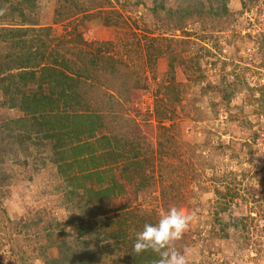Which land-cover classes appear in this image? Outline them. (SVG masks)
Segmentation results:
<instances>
[{
  "label": "rangeland",
  "instance_id": "1",
  "mask_svg": "<svg viewBox=\"0 0 264 264\" xmlns=\"http://www.w3.org/2000/svg\"><path fill=\"white\" fill-rule=\"evenodd\" d=\"M9 2L0 29L31 28L67 77L29 84L48 98L38 120L0 91V127L35 126L24 152L2 128L0 264L60 247L71 264H157L132 244L172 206L193 216L175 242L188 264H264V0ZM54 122L69 128L49 139Z\"/></svg>",
  "mask_w": 264,
  "mask_h": 264
},
{
  "label": "trees",
  "instance_id": "2",
  "mask_svg": "<svg viewBox=\"0 0 264 264\" xmlns=\"http://www.w3.org/2000/svg\"><path fill=\"white\" fill-rule=\"evenodd\" d=\"M7 3H10L9 0H0L1 20L4 17H8L5 14V4ZM30 32H33L31 28L24 29L13 27L0 29V38H2L0 42H5L7 45L6 51L8 53L5 57L7 62L4 60L3 63H0V91L4 95V101L2 103L7 105L8 108H18L22 110L27 116H29V118L32 117L33 119L38 120L35 117H43V114H38L43 107L49 104L47 100L48 98H39L37 92L29 94L25 90H29V84L36 81V75L39 72H41V75H43L41 79L42 81H47V79L50 81L54 80L57 83V86L61 85L64 78L67 76L64 74V72L60 71V68L58 70L56 62L53 59V52L47 51L48 44L45 40L41 39L39 35H34L28 38L29 40H27L26 37ZM44 61L46 63H44ZM47 61H49L48 64ZM14 72L16 73L14 74ZM43 85L44 84H39V87L42 88ZM62 95H65V91L62 93ZM59 116L60 115H57V117ZM27 119L28 118L25 117L17 120L11 119L5 125L0 127V155L7 151V149L3 147V144L6 140L1 137L3 127L8 128L9 132L11 133L8 135L10 141L6 143L8 144L7 146H16L17 149L20 151L23 150V152L25 150L28 151V142L32 140V134L35 131V126H31ZM11 126H13V128H11ZM68 128L69 126L64 124V122H54L53 125L47 128V131H43L42 133H44L43 135L49 137V139H55L58 133L61 134V131ZM3 163L4 162H2V164ZM109 190L110 189H107L100 193L97 192L96 196L106 198L109 195ZM219 195L222 197V192H220ZM229 196L230 192L225 197V200L229 198ZM230 199L234 201L232 196H230ZM225 210V207L222 208L223 212ZM59 249L60 256L57 259L49 260L47 264H71L74 261V259L70 260L69 258L63 260V247H60Z\"/></svg>",
  "mask_w": 264,
  "mask_h": 264
},
{
  "label": "clouds",
  "instance_id": "3",
  "mask_svg": "<svg viewBox=\"0 0 264 264\" xmlns=\"http://www.w3.org/2000/svg\"><path fill=\"white\" fill-rule=\"evenodd\" d=\"M193 216L178 207L172 206L160 215L155 223H145L142 230L136 232L132 244L137 254L146 250L157 253V264H188L185 251L178 250L179 241L189 229Z\"/></svg>",
  "mask_w": 264,
  "mask_h": 264
}]
</instances>
